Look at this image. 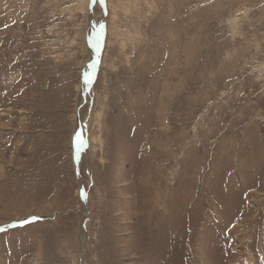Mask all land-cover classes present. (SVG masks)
I'll list each match as a JSON object with an SVG mask.
<instances>
[{
  "label": "rangeland",
  "instance_id": "rangeland-1",
  "mask_svg": "<svg viewBox=\"0 0 264 264\" xmlns=\"http://www.w3.org/2000/svg\"><path fill=\"white\" fill-rule=\"evenodd\" d=\"M0 264H264V0H0Z\"/></svg>",
  "mask_w": 264,
  "mask_h": 264
},
{
  "label": "snow or ice",
  "instance_id": "snow-or-ice-1",
  "mask_svg": "<svg viewBox=\"0 0 264 264\" xmlns=\"http://www.w3.org/2000/svg\"><path fill=\"white\" fill-rule=\"evenodd\" d=\"M93 2H95V0H93ZM100 2L103 4V3H106V0H100ZM83 80H84L85 87H87L93 82L92 76L87 70H85L83 73ZM75 142H76V147L78 151L86 144V140L83 138V135L80 131H77L75 134ZM81 196H82V199L87 200L86 192L82 191Z\"/></svg>",
  "mask_w": 264,
  "mask_h": 264
},
{
  "label": "water",
  "instance_id": "water-1",
  "mask_svg": "<svg viewBox=\"0 0 264 264\" xmlns=\"http://www.w3.org/2000/svg\"><path fill=\"white\" fill-rule=\"evenodd\" d=\"M94 44H96L95 39H94Z\"/></svg>",
  "mask_w": 264,
  "mask_h": 264
}]
</instances>
